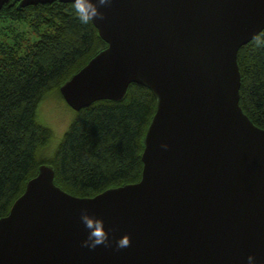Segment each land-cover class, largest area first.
<instances>
[{
  "label": "water",
  "instance_id": "obj_1",
  "mask_svg": "<svg viewBox=\"0 0 264 264\" xmlns=\"http://www.w3.org/2000/svg\"><path fill=\"white\" fill-rule=\"evenodd\" d=\"M100 11L108 45L60 91L76 111L122 100L131 83L153 92L142 177L76 196L42 164L0 218V264H264V128L240 105L238 62L264 30V0H112ZM85 208L131 247H81Z\"/></svg>",
  "mask_w": 264,
  "mask_h": 264
},
{
  "label": "trees",
  "instance_id": "obj_2",
  "mask_svg": "<svg viewBox=\"0 0 264 264\" xmlns=\"http://www.w3.org/2000/svg\"><path fill=\"white\" fill-rule=\"evenodd\" d=\"M72 4L20 7L10 0L1 11L14 22L28 21L39 37L24 53L0 45V218L45 163L53 165L55 182L76 196H95L142 177L144 136L156 97L138 83L130 84L122 100H97L78 111L66 102L74 119L46 155L54 132L39 118L41 102L53 92L64 99L61 85L108 45L93 21L80 23ZM238 62L240 105L264 128V30L241 47Z\"/></svg>",
  "mask_w": 264,
  "mask_h": 264
},
{
  "label": "rangeland",
  "instance_id": "obj_3",
  "mask_svg": "<svg viewBox=\"0 0 264 264\" xmlns=\"http://www.w3.org/2000/svg\"><path fill=\"white\" fill-rule=\"evenodd\" d=\"M11 27L14 28L11 29ZM38 37V33L34 31L28 21L14 22L0 16V45L5 42L19 47V53H24ZM18 42L20 46L17 45ZM38 113L40 120L54 132V139L46 154L50 156L73 121L75 112L57 92H53L41 102Z\"/></svg>",
  "mask_w": 264,
  "mask_h": 264
},
{
  "label": "clouds",
  "instance_id": "obj_4",
  "mask_svg": "<svg viewBox=\"0 0 264 264\" xmlns=\"http://www.w3.org/2000/svg\"><path fill=\"white\" fill-rule=\"evenodd\" d=\"M111 4L112 0H74L72 8L80 23L87 25L97 19L100 21L106 20L105 13L101 12L100 9L110 7ZM162 147L167 149L168 145H162ZM80 221L88 232L87 238L82 242L81 247L92 251L100 246L112 248L113 244H115L117 251L131 247L130 235H124L118 240L115 239L111 235L115 232V229H106L104 220L89 215L88 209L85 208L81 211ZM248 264H255L254 256L248 257Z\"/></svg>",
  "mask_w": 264,
  "mask_h": 264
}]
</instances>
